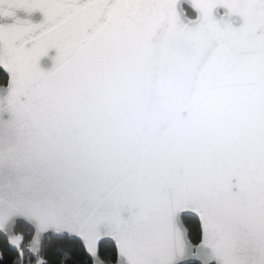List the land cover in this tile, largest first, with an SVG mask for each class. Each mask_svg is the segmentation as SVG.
Listing matches in <instances>:
<instances>
[{
	"label": "snow or ice",
	"instance_id": "snow-or-ice-1",
	"mask_svg": "<svg viewBox=\"0 0 264 264\" xmlns=\"http://www.w3.org/2000/svg\"><path fill=\"white\" fill-rule=\"evenodd\" d=\"M264 264V0H0V264Z\"/></svg>",
	"mask_w": 264,
	"mask_h": 264
},
{
	"label": "trees",
	"instance_id": "trees-1",
	"mask_svg": "<svg viewBox=\"0 0 264 264\" xmlns=\"http://www.w3.org/2000/svg\"><path fill=\"white\" fill-rule=\"evenodd\" d=\"M55 259L57 261V264H60V262L63 261L64 257H63V255H61L59 257H56Z\"/></svg>",
	"mask_w": 264,
	"mask_h": 264
}]
</instances>
